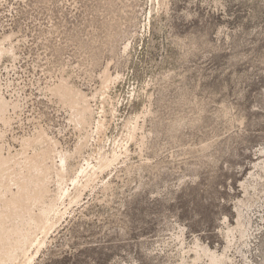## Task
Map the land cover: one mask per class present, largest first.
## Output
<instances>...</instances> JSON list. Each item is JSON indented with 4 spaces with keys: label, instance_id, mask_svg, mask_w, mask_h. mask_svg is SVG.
Segmentation results:
<instances>
[{
    "label": "rangeland",
    "instance_id": "obj_1",
    "mask_svg": "<svg viewBox=\"0 0 264 264\" xmlns=\"http://www.w3.org/2000/svg\"><path fill=\"white\" fill-rule=\"evenodd\" d=\"M0 264H264V0H0Z\"/></svg>",
    "mask_w": 264,
    "mask_h": 264
}]
</instances>
